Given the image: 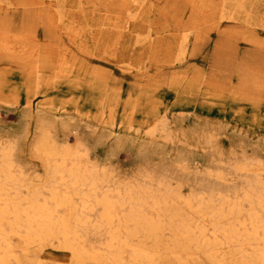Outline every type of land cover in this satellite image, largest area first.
<instances>
[{"label":"rangeland","instance_id":"obj_1","mask_svg":"<svg viewBox=\"0 0 264 264\" xmlns=\"http://www.w3.org/2000/svg\"><path fill=\"white\" fill-rule=\"evenodd\" d=\"M43 2L61 8V23ZM126 3L0 0V143L16 140L15 158L42 176L28 147L35 118L47 115L71 126L60 142L75 149L77 131L91 163L119 182L139 173L141 146L152 165L180 154L199 184L240 158L258 163L264 181V0H136L135 28L91 43L99 22L125 23ZM41 259L70 258L46 248Z\"/></svg>","mask_w":264,"mask_h":264},{"label":"bare ground","instance_id":"obj_2","mask_svg":"<svg viewBox=\"0 0 264 264\" xmlns=\"http://www.w3.org/2000/svg\"><path fill=\"white\" fill-rule=\"evenodd\" d=\"M41 5L48 6L51 24L61 23L60 7ZM126 6L125 23L99 22L91 43L111 33L119 39L130 23L137 26L136 0ZM131 32L136 40V30ZM46 116L34 117L28 147L40 160L42 176L36 171L29 176L15 158L16 140L0 143V264H46L41 259L46 248L67 252V264H264V181L258 163L236 159L227 166L230 172L226 166L211 169L199 184L190 181L180 154L174 162L162 156L163 164L152 165L153 150L141 146L139 173L119 182L91 163L89 146L77 131L75 149L58 140L68 120Z\"/></svg>","mask_w":264,"mask_h":264}]
</instances>
